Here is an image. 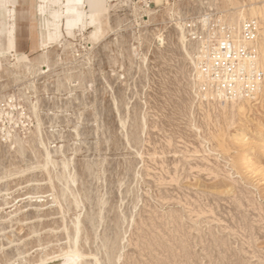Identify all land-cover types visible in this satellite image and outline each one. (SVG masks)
I'll return each mask as SVG.
<instances>
[{"label": "rangeland", "instance_id": "rangeland-1", "mask_svg": "<svg viewBox=\"0 0 264 264\" xmlns=\"http://www.w3.org/2000/svg\"><path fill=\"white\" fill-rule=\"evenodd\" d=\"M38 5L0 0V264H51L76 227L78 264H264V0L71 2L58 45ZM247 21L262 84L223 97L202 50Z\"/></svg>", "mask_w": 264, "mask_h": 264}, {"label": "built area", "instance_id": "built-area-1", "mask_svg": "<svg viewBox=\"0 0 264 264\" xmlns=\"http://www.w3.org/2000/svg\"><path fill=\"white\" fill-rule=\"evenodd\" d=\"M256 24L243 22L238 29L223 26L209 31L202 50L201 71L207 82L223 97L254 96L263 72L254 51Z\"/></svg>", "mask_w": 264, "mask_h": 264}, {"label": "bare ground", "instance_id": "bare-ground-1", "mask_svg": "<svg viewBox=\"0 0 264 264\" xmlns=\"http://www.w3.org/2000/svg\"><path fill=\"white\" fill-rule=\"evenodd\" d=\"M81 1L82 0H38V2H39V5H38L39 11L42 14L46 13L47 16H48L47 19H43V30L44 31L47 30L46 31L47 33H46L45 37L47 38L48 44H57L58 45V43H59V41L61 39L60 24L62 22V19L64 18V8H66L67 5L70 4L71 2L80 4ZM117 1H119V0H117ZM122 1L127 2L129 0H122ZM86 3L90 7V9H92L93 11L95 10V12L101 14L100 10H102L103 4H104V0H86ZM250 10H251L250 13L252 15L259 16L261 18V20L263 21V23H264V6H262L260 8H256V6H251ZM240 11H243V10L241 9ZM71 12L73 13L74 9H72ZM12 13H13V11H10V10L8 11L9 16H11ZM103 18H104V16H103ZM240 18L243 19V13H240ZM50 20H52V21H50ZM98 23L100 24V22H98ZM50 27H52L51 30H50ZM98 27H100V26H98ZM98 27L91 34V39L92 40H97L99 38V28ZM177 27H178V29L180 31V39H181V41L186 40L182 25L178 24ZM15 29H16V24L13 23L10 26L9 35H11V33H13L15 31ZM259 34H260L262 42H263L262 45L259 47V63L261 64V66H262V68L264 70V29H262L259 32ZM11 40L8 41V49H13L14 48V44H13V42ZM198 57H200V56H198ZM195 66H196V64L194 63V67ZM16 68H22V66H20V64H18L16 66ZM42 68L43 69L49 68L48 60H47L46 57H45L44 65L42 66ZM195 68H197V66ZM1 69H2V63H1V60H0V70ZM25 71L29 72L30 70L26 67ZM198 75H199L198 76L199 79H201L202 76L200 74H198ZM263 88H264V83H263ZM32 109H33V111L36 110V108L34 106H32ZM72 183H74L73 180H72ZM77 235H78V228L76 227L75 228L74 243L71 246V248L67 252L63 253L60 257H58L57 261L55 260V262H54V260H53V263H51V264H78V261H79L81 256L79 254L78 249L76 248ZM47 263H49V262L41 261L39 264H47Z\"/></svg>", "mask_w": 264, "mask_h": 264}]
</instances>
